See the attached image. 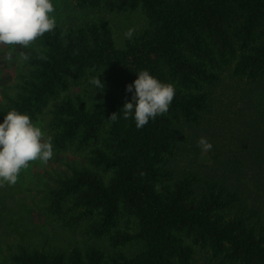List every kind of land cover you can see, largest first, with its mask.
Listing matches in <instances>:
<instances>
[{
  "label": "trees",
  "instance_id": "1",
  "mask_svg": "<svg viewBox=\"0 0 264 264\" xmlns=\"http://www.w3.org/2000/svg\"><path fill=\"white\" fill-rule=\"evenodd\" d=\"M74 1L139 9L146 26L119 41L103 16L55 24L24 47L0 120L15 108L33 122L47 107L52 150L86 152L46 184L43 210L92 242L29 247L11 219L20 241L3 261L193 264L202 254L208 264H264V0ZM139 70L175 89L168 110L141 128L121 109ZM97 76L95 102L86 86L71 92L81 82L97 89ZM200 137L212 144L210 162L179 165L188 144L198 154Z\"/></svg>",
  "mask_w": 264,
  "mask_h": 264
},
{
  "label": "rangeland",
  "instance_id": "2",
  "mask_svg": "<svg viewBox=\"0 0 264 264\" xmlns=\"http://www.w3.org/2000/svg\"><path fill=\"white\" fill-rule=\"evenodd\" d=\"M53 3L55 24L64 25L68 22H79L103 16L109 21L114 36L119 41L125 38L124 33L127 30L132 29L133 34L146 26V19L139 9L114 12L102 8L94 10L82 8L74 0H53ZM24 47L21 45H0V102L5 100V94L14 92L20 74L25 71ZM10 50L12 59L7 60L5 56ZM225 80L230 83L228 77ZM84 86L89 88L92 95V98H88L89 102H95L93 96H98L100 91L86 82L73 86L71 92L80 93ZM259 91L262 93V90ZM237 92L238 94L242 93L240 89L236 88L235 93ZM259 98H264V94L262 93ZM47 109L46 107L33 121L41 128L45 140H48L49 136ZM188 148L189 152L181 157L179 165L184 167L188 163H192L196 168L210 162L206 150L200 148L195 156L194 148L192 149L190 144H188ZM85 153V151L74 150L70 146L57 153L53 151V156L47 161H30L27 167L21 169L14 184L0 185V264H9V262L3 261L4 256L9 250H15L20 241V236L10 230L9 221L11 219L17 229L23 233L29 247L66 248L70 243L85 245L92 242L83 234L82 228L72 230L63 227L59 221L43 210L47 186L53 185L52 176L63 173L66 170L67 162L83 164ZM207 262L208 260L202 254H197L193 264H208Z\"/></svg>",
  "mask_w": 264,
  "mask_h": 264
},
{
  "label": "clouds",
  "instance_id": "3",
  "mask_svg": "<svg viewBox=\"0 0 264 264\" xmlns=\"http://www.w3.org/2000/svg\"><path fill=\"white\" fill-rule=\"evenodd\" d=\"M53 0H0V45L29 46L37 37L55 27ZM131 38L132 29L124 33ZM11 60V50L5 56ZM91 83L97 89L103 88L98 76ZM125 91L131 99L122 105V116L129 115L137 128L143 127L149 119L163 114L175 95L171 83L162 82L147 70L136 72V78L126 85ZM109 119H117L116 112ZM197 144L202 150H209L212 144L200 137ZM50 139L45 140L40 127L32 122L27 113L9 109L0 120V185H12L17 181L21 169L30 161H47L53 156Z\"/></svg>",
  "mask_w": 264,
  "mask_h": 264
}]
</instances>
